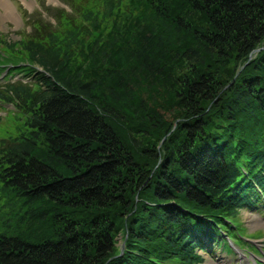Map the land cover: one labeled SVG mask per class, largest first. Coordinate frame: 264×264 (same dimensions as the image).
<instances>
[{
    "label": "trees",
    "instance_id": "1",
    "mask_svg": "<svg viewBox=\"0 0 264 264\" xmlns=\"http://www.w3.org/2000/svg\"><path fill=\"white\" fill-rule=\"evenodd\" d=\"M64 1L18 43L28 80L0 89L24 118L0 135V219L19 218L0 264L228 249L222 231L264 204V0ZM130 3L148 9L113 15Z\"/></svg>",
    "mask_w": 264,
    "mask_h": 264
},
{
    "label": "rangeland",
    "instance_id": "2",
    "mask_svg": "<svg viewBox=\"0 0 264 264\" xmlns=\"http://www.w3.org/2000/svg\"><path fill=\"white\" fill-rule=\"evenodd\" d=\"M6 4H8V10L3 6H0V54H3L8 59L15 62L14 64H18L19 66H25L27 64L33 65V63L28 60L27 54L22 50L21 43L23 40L27 39L33 31L34 24L39 22V12L38 10L42 9V5L47 3L49 8L56 7L60 10L64 9L66 4L64 0H4ZM92 0H88L90 2ZM123 1L124 4L130 2V0H119ZM147 0H140V2H145ZM86 7L87 0L81 1V6ZM24 7L26 10L22 13L19 11L18 6ZM137 4H134V6ZM83 6L81 7V14L83 12ZM120 6V5H119ZM125 6V5H121ZM133 4H128L125 10L123 7H115L112 11L115 16L117 13L120 14L123 21H126L129 17V14H137L139 12L147 11L144 7L136 6L134 12H132ZM96 7V6H95ZM94 7V8H95ZM48 8V9H49ZM11 11L10 15L5 17L6 13ZM97 10V9H95ZM131 11V12H130ZM2 13V14H1ZM77 14V13H76ZM75 15V14H74ZM49 19V18H48ZM127 23V21H126ZM61 23H59L60 25ZM124 25L122 24V27ZM115 28L113 19L107 21V23L102 27L105 32H107L111 28ZM116 29V28H115ZM4 42L8 45H15L16 51L10 52L6 49ZM14 50V49H13ZM4 52V53H3ZM14 57V59L12 58ZM6 75H0V84L6 82ZM25 72L20 70L17 73L16 79L24 76ZM12 77L10 76L9 79ZM14 80V78H13ZM16 117V118H14ZM24 118L19 117L18 112H16L14 105L9 103L0 102V135H9L11 131L15 129L18 125L19 127L23 126ZM15 215L14 217H21L22 211L17 209V207L13 210ZM3 211H0L2 213ZM3 218V217H2ZM240 218V233H242L241 237L234 236L231 234L238 242H242L241 239L244 240L243 246L247 249H243L240 247H236V250L233 253H227L221 248L217 247L209 253L202 252L204 260L200 264H209L213 262L214 264H264V225L263 223L254 225L255 222H264V210H249L244 209L239 212ZM17 218L15 221L9 222V225L5 223L3 219H0V230H13L16 228ZM19 232V229H17ZM257 246L261 251L260 255H255L250 251L252 249L251 246Z\"/></svg>",
    "mask_w": 264,
    "mask_h": 264
},
{
    "label": "bare ground",
    "instance_id": "3",
    "mask_svg": "<svg viewBox=\"0 0 264 264\" xmlns=\"http://www.w3.org/2000/svg\"><path fill=\"white\" fill-rule=\"evenodd\" d=\"M0 6H3L5 9H7L8 10V5L6 4V2L5 1H3V0H0ZM1 11V10H0ZM2 12V11H1ZM5 12V14H6V16L5 17H7V16H9L10 15V13H11V11L9 10V12L8 13H6V11H4ZM2 14V13H1ZM0 21H1V19H0ZM261 223H263V225H264V222H255L254 223V225H258V224H261ZM209 264H214L213 262H210Z\"/></svg>",
    "mask_w": 264,
    "mask_h": 264
},
{
    "label": "water",
    "instance_id": "4",
    "mask_svg": "<svg viewBox=\"0 0 264 264\" xmlns=\"http://www.w3.org/2000/svg\"><path fill=\"white\" fill-rule=\"evenodd\" d=\"M125 238H126V236H125ZM124 249H125V247H124V242H123L122 246H121V253H123Z\"/></svg>",
    "mask_w": 264,
    "mask_h": 264
}]
</instances>
